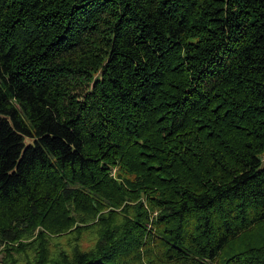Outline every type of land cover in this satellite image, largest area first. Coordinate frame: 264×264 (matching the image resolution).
Here are the masks:
<instances>
[{
	"label": "trees",
	"instance_id": "1",
	"mask_svg": "<svg viewBox=\"0 0 264 264\" xmlns=\"http://www.w3.org/2000/svg\"><path fill=\"white\" fill-rule=\"evenodd\" d=\"M260 222L264 0H0L1 264H264Z\"/></svg>",
	"mask_w": 264,
	"mask_h": 264
},
{
	"label": "rangeland",
	"instance_id": "2",
	"mask_svg": "<svg viewBox=\"0 0 264 264\" xmlns=\"http://www.w3.org/2000/svg\"><path fill=\"white\" fill-rule=\"evenodd\" d=\"M263 237H264V222H260L256 224L252 229L245 231L244 233H242L241 236L237 237L232 242H230V244L224 251L225 254L222 255L223 257H226L227 255H230L236 251H241L247 248L248 245H257L259 244L260 240ZM91 238H92V234L86 233L83 235L84 241H90Z\"/></svg>",
	"mask_w": 264,
	"mask_h": 264
}]
</instances>
